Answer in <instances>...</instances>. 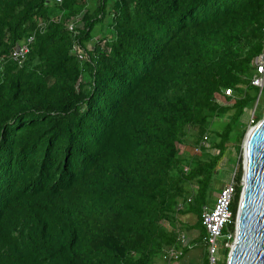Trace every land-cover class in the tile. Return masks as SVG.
<instances>
[{"label": "trees", "instance_id": "1", "mask_svg": "<svg viewBox=\"0 0 264 264\" xmlns=\"http://www.w3.org/2000/svg\"><path fill=\"white\" fill-rule=\"evenodd\" d=\"M61 1L0 0V264H158L182 217L204 241L227 145L241 153L264 0ZM228 115L213 154L202 143Z\"/></svg>", "mask_w": 264, "mask_h": 264}, {"label": "water", "instance_id": "2", "mask_svg": "<svg viewBox=\"0 0 264 264\" xmlns=\"http://www.w3.org/2000/svg\"><path fill=\"white\" fill-rule=\"evenodd\" d=\"M244 159L236 238L227 264H264V117L245 138Z\"/></svg>", "mask_w": 264, "mask_h": 264}, {"label": "rangeland", "instance_id": "3", "mask_svg": "<svg viewBox=\"0 0 264 264\" xmlns=\"http://www.w3.org/2000/svg\"><path fill=\"white\" fill-rule=\"evenodd\" d=\"M93 1L91 2L90 5H92V8H96L97 7V3H96L97 1H95V0H93ZM107 20H109V17L106 19V22L104 24L105 27L108 25ZM100 29H101V27H98L97 34H96L97 40H95V41H98L101 38V36L103 35V33L105 32V30H103V29L100 30ZM108 32H110V31H108ZM95 41H94V43H96ZM94 43H92V44L94 45ZM89 47H90V49L93 48L92 45ZM226 95L230 96L231 94L230 95L226 94ZM217 99H218L220 104L225 105V106H232L235 103V100H233L229 103L223 97L222 98L217 97ZM260 113L264 114V94L261 96L260 100L256 103L254 108L252 110H248L247 113L242 117L243 118L242 119L243 125L247 127V132H246L245 137H244L242 144H241V149H242L241 153L240 154L237 153V150L235 148V145H236L235 140L231 141L227 145L226 155L220 164V167H219L217 174L213 178V182H212V186H211V195H212V198L210 201V207L211 208H213L215 206L217 199H218L224 185L226 183L228 184V182L230 180H232L233 177L237 173H239L240 167L242 168L243 175H244V167H245V164H244L245 163L244 142H245V138H246L248 132H250V130H251V129H249V127L252 125V120L254 119V117L259 115ZM231 117H232L231 115H228L226 117L218 118L210 126L211 136H209V141H208V144L206 145V147L209 150L211 149V152L213 154H218L217 151L215 149H213L214 145H215L214 140H216V138H217L216 132H222L225 129L227 123L230 121ZM255 126L256 125H254L253 127H255ZM182 220L185 222L180 223V224L184 225V226H182L183 233L187 235L188 240L192 241L198 237V241H197V247L194 250H191L184 258L180 259L178 264H202L204 252L206 250V246L204 244V241L199 239L201 230H200V226H198V224H197V218L195 215L190 214L189 216L188 215L185 216V218L182 217ZM235 238H236V231H235L234 239L231 241L230 246H229L230 250H231V247L235 241ZM225 242H226V240H224V239L219 240V253L217 256L218 264L224 260ZM158 264H169V263H165L161 259H159Z\"/></svg>", "mask_w": 264, "mask_h": 264}, {"label": "built area", "instance_id": "4", "mask_svg": "<svg viewBox=\"0 0 264 264\" xmlns=\"http://www.w3.org/2000/svg\"><path fill=\"white\" fill-rule=\"evenodd\" d=\"M58 2H62L58 0ZM76 26L71 24L69 26L70 31H75ZM34 38H29L27 41L22 43L19 47H16L12 53L11 58L19 64L27 57L30 53L31 45L33 44ZM79 58H84L83 54H80ZM254 66L257 69V75L252 80V86L260 89L262 93L264 91V54L258 57ZM228 95L232 96V92H227ZM254 120V119H253ZM252 120V124L254 121ZM209 139L205 137L202 146L206 147ZM198 151V150H197ZM200 151V150H199ZM236 175L233 179L221 190V193L217 199V202L213 208H205L202 215L203 226L207 231V236L204 239V243L209 256V264H218V253H219V240L224 239L225 250L229 248L231 241L234 239L235 233L229 231V227L233 221V204L236 196L237 183L235 180ZM181 246L186 245V237L181 235L178 239ZM183 256L182 250L173 247L168 249L162 255V261L165 263L172 264L175 261L180 260Z\"/></svg>", "mask_w": 264, "mask_h": 264}, {"label": "crops", "instance_id": "5", "mask_svg": "<svg viewBox=\"0 0 264 264\" xmlns=\"http://www.w3.org/2000/svg\"><path fill=\"white\" fill-rule=\"evenodd\" d=\"M230 181H231V180H230ZM230 181H229V182H230ZM229 182H228V183H229ZM226 184H227V183H226ZM226 184L224 185V187L226 186ZM224 187H223L222 189H224ZM181 235H184V236L186 237V245H187V243H188L187 235L184 234V233H180V236H181ZM180 236H179V237H180ZM178 243H179V241H178ZM179 246H181L180 243H179ZM174 247H175V246H174ZM181 247L183 248L184 246H181ZM172 248H173V247H172ZM177 248H179V247H177ZM182 248H179V249H181V250H182V253H183V249H182ZM206 251H207V249H206ZM164 253H165V252H164ZM164 253H163V254H164ZM163 254H162V255H163ZM161 260H162V257H161Z\"/></svg>", "mask_w": 264, "mask_h": 264}, {"label": "bare ground", "instance_id": "6", "mask_svg": "<svg viewBox=\"0 0 264 264\" xmlns=\"http://www.w3.org/2000/svg\"><path fill=\"white\" fill-rule=\"evenodd\" d=\"M252 128H253V127H252ZM252 128H250V129L252 130ZM251 130H250V132H251ZM250 132H249V133H250Z\"/></svg>", "mask_w": 264, "mask_h": 264}]
</instances>
